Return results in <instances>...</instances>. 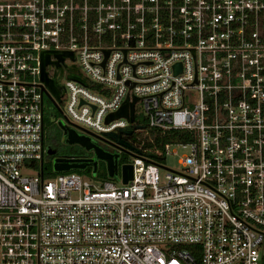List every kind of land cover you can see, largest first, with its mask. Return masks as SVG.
<instances>
[{
    "label": "built area",
    "instance_id": "built-area-1",
    "mask_svg": "<svg viewBox=\"0 0 264 264\" xmlns=\"http://www.w3.org/2000/svg\"><path fill=\"white\" fill-rule=\"evenodd\" d=\"M45 51L66 128L129 157L110 179L45 174ZM0 264H264V0H0Z\"/></svg>",
    "mask_w": 264,
    "mask_h": 264
},
{
    "label": "water",
    "instance_id": "water-1",
    "mask_svg": "<svg viewBox=\"0 0 264 264\" xmlns=\"http://www.w3.org/2000/svg\"><path fill=\"white\" fill-rule=\"evenodd\" d=\"M52 55L57 58V61H54V62L51 61ZM69 56H72V53L59 52V51H45L41 54V60H42L41 81L46 85L51 95H49L47 91H45V93H47V95L50 97L51 101L54 103V105L57 108H59L58 107L59 103H62V97L65 94V89L61 87L59 83V77L61 78L63 76V69L61 68L60 64L64 62L65 59ZM51 64L55 65L60 70V75H56L54 78H50L46 71V67ZM76 71H77L76 66L70 67L69 68L70 75L68 76V79L76 80L82 83L84 86L88 87L89 86L88 81L86 79H83L81 75L75 74L74 72ZM53 97L55 98V100ZM136 102H137V99H135L134 103L130 105V108H131L130 121L131 122H134L135 120L134 106ZM128 109H129V99L126 100L125 104L123 105L122 109L119 112L115 114H111L107 117L106 123H110L111 121L122 118V117L127 118L129 115ZM133 131L134 129L132 127H129L128 129L120 130L117 133L115 132L109 133L107 134V136L111 138L112 140H114L117 145H120L125 148H131L129 144L125 143L121 139V134L124 133L127 135H131ZM64 132H65V140L67 144L71 146L80 145L81 147H83L89 152L93 151L96 154L95 155L96 158L92 160H74V161L73 160L68 161L62 158H56L54 159V164H53V170L55 172L62 173V172H69L71 170H85L87 167H93L94 168L93 175L96 176L98 161L102 160L107 163V171H108L109 176L110 177L115 176V174L117 173V169H118V165H117L118 157L117 156H114L112 154L105 152L101 147L94 144L91 138L82 136L73 129L64 128ZM47 154L48 156H51V157L55 156L56 150L52 146H50L48 148ZM122 173H123L124 183L127 184L128 181L133 178L132 166H128V165L123 166Z\"/></svg>",
    "mask_w": 264,
    "mask_h": 264
},
{
    "label": "flooded vegetation",
    "instance_id": "flooded-vegetation-1",
    "mask_svg": "<svg viewBox=\"0 0 264 264\" xmlns=\"http://www.w3.org/2000/svg\"><path fill=\"white\" fill-rule=\"evenodd\" d=\"M46 99H48V97ZM53 107H54V111L51 113L50 119L46 118V113H45L44 132L46 135V143H47L48 134L51 137V141L47 144L52 146L56 150V155L52 157L47 155V157L53 158V159L69 157L71 156V154L69 153V151L63 150V145H62V142L64 144H67L65 140V132H64V128H66L67 125L59 118V114L63 115L62 108L60 105H58L59 108H57L54 104H53ZM92 141L94 144L99 146L96 140L93 139ZM103 150L109 154L117 156L118 163H122L121 157L122 155H125V153L122 152L121 148L118 149L114 146H109L107 148H103ZM88 157H90V159L94 158L91 155H89ZM84 172H87V173L93 172V168L87 167L84 170ZM97 172H99V161L97 165Z\"/></svg>",
    "mask_w": 264,
    "mask_h": 264
},
{
    "label": "rangeland",
    "instance_id": "rangeland-1",
    "mask_svg": "<svg viewBox=\"0 0 264 264\" xmlns=\"http://www.w3.org/2000/svg\"><path fill=\"white\" fill-rule=\"evenodd\" d=\"M45 111H46V118L50 119L51 113L54 111V107H53V104L48 99H46V101H45ZM66 116H67L66 113L63 114V115L59 114V118L64 123L66 122ZM50 141H51V137L48 134L47 143H49ZM62 145H63V150H65V151H69L70 152V151H72L71 149H75L76 151L84 152L85 154L91 155L94 158H96L95 152H93V151L89 152L86 149H84L83 147H81L80 145L71 146L69 144H64L63 142H62ZM187 153H188V151L185 150V149H182L181 147L171 146L170 154L166 155V160L164 161L165 166L167 168H170V169L180 170L182 168L181 165H180L181 158L183 156L187 155ZM123 159H124V155H122L121 160L125 161ZM128 159H129V157L127 156V160ZM45 163H46L47 167L49 165H51L52 169H53V164H54V159L53 158L46 157ZM161 173L163 174L164 172L161 171ZM99 175L100 176L101 175L102 176L106 175L107 177H109V174H108V171H107V163L105 161H102V160H99Z\"/></svg>",
    "mask_w": 264,
    "mask_h": 264
},
{
    "label": "trees",
    "instance_id": "trees-1",
    "mask_svg": "<svg viewBox=\"0 0 264 264\" xmlns=\"http://www.w3.org/2000/svg\"><path fill=\"white\" fill-rule=\"evenodd\" d=\"M50 101V100H49ZM51 102V101H50ZM189 133L187 132H183V131H173L171 132V135H168L167 137L164 138V141L166 142H169L173 139H179V140H182V141H189V139L187 138ZM159 139H157L158 141ZM159 143V141H158ZM72 151H70L69 153L71 155H81V156H89L87 154H85L84 152H79V151H76L75 149H71ZM127 158L126 155H124V159L125 160ZM44 170H45V174L48 173V174H52V175H57V173H54L53 169H52V166L49 165L47 167L46 163H44ZM78 173V174H81V175H86V176H92V173L90 172H84V171H81V170H73L71 171V173ZM69 173V172H68ZM98 177L102 178V179H110V177H107L106 175H99V172H98Z\"/></svg>",
    "mask_w": 264,
    "mask_h": 264
}]
</instances>
